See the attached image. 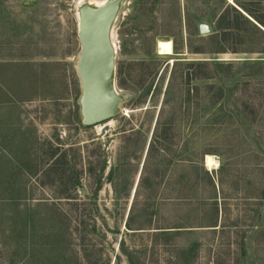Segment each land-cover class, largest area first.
<instances>
[{"label":"rangeland","instance_id":"obj_1","mask_svg":"<svg viewBox=\"0 0 264 264\" xmlns=\"http://www.w3.org/2000/svg\"><path fill=\"white\" fill-rule=\"evenodd\" d=\"M111 1H118L109 32L119 113L84 126L80 12ZM261 2L251 7L263 15ZM213 5L0 0V264H113L116 255L127 264L121 240L134 264L144 255L147 264H264V54L249 53L263 49L264 41L244 34L229 45L239 53H211L218 46L207 38ZM159 41H170L173 54L159 55ZM188 73L203 81L189 80ZM157 121L172 128L173 154L147 156ZM193 152L202 156L212 184L203 181L200 201L187 202L189 228L174 245L164 247L159 238L151 248L150 236L125 228L133 201L139 207L154 191L173 196L178 177H192L187 161ZM61 165L79 174L84 194L80 186L69 189ZM69 197L81 200L74 213ZM58 210H71L74 221L91 212L86 246ZM179 214L163 210L159 222L173 223ZM141 220L136 213L130 225Z\"/></svg>","mask_w":264,"mask_h":264},{"label":"trees","instance_id":"obj_2","mask_svg":"<svg viewBox=\"0 0 264 264\" xmlns=\"http://www.w3.org/2000/svg\"><path fill=\"white\" fill-rule=\"evenodd\" d=\"M214 2L213 6H209L208 9L213 8V12H215V16H213L214 20V29L213 32L207 37L208 41L218 45L216 50L211 53H239L236 48L229 46L232 43L233 39H241L246 34H252L254 37H258L264 41V14L261 15L258 12L254 11L251 7V4H259L262 3L261 0H232V4H228L225 0H212ZM230 1V0H229ZM217 2V4H216ZM259 26V27H258ZM262 30H261V29ZM245 34V35H244ZM227 45V46H226ZM176 50V49H175ZM193 53H198L196 50ZM249 53H258L264 54V48H253ZM196 67H200V64L195 65ZM187 78L189 80L195 79V81H201V78H197L194 74L188 73ZM208 79V77L204 78ZM203 81V80H202ZM196 89V88H195ZM220 92V88L217 89ZM189 93V91H188ZM172 131L171 126H164V123L155 124L154 132H153V141L150 142L148 147V154L151 155H159V153H169L173 154L172 147L173 142L169 136V132ZM171 149V150H170ZM65 157V156H64ZM63 157V158H64ZM171 157H173L171 155ZM171 162V161H170ZM128 165V164H127ZM187 165L190 170V175L192 177H185V175H181L178 177V180L175 182L174 189L172 188V192H175L173 196L170 197H158L157 193L149 192L151 191V187L154 185L149 183L148 197L145 199L142 205L137 207L136 202L133 201V204L130 208L128 219L125 223V228L132 232V234H146L150 236V246L154 248V246L159 243V238H161L160 245L164 247H168L170 245H174L175 237L183 235L184 231L189 228L186 226L185 219V210L188 206L187 202L189 200L200 201V186L203 181H208L210 185L212 181L210 179L209 174L204 169L202 165V156H199L197 152H193L191 154L190 160L187 161ZM65 166V164H63ZM62 167V165H61ZM72 168H63L62 167V176L66 177L68 175L70 188L72 190L77 189L80 186L79 174L71 173ZM94 169L91 170V173ZM69 173H66V172ZM104 163L101 165L99 170V177L97 184L101 181V175L104 173ZM112 171V170H111ZM156 171V170H155ZM112 173H110L111 176ZM142 176V175H141ZM140 176V177H141ZM144 180V179H143ZM142 184V181H141ZM101 184L97 185L94 191L101 190ZM173 186V184H172ZM153 193V194H152ZM137 191L134 194V198H136ZM192 195V198H188ZM150 196H153L152 202L150 203ZM66 203H73L71 205L72 212L74 213L79 209L78 202L81 200H77V198H67ZM70 201V202H68ZM150 203V204H149ZM70 205V204H69ZM173 209V211L179 210L180 214L176 218V221L173 223L170 222V219L166 220L165 217L162 218L159 222L158 214H160L163 210ZM86 210L81 211L77 215H75L74 219L70 218L71 210L69 213L64 210H58V217L60 218L62 224L66 221L70 225L75 224L76 231L81 235V241L86 246L89 242L87 238L88 234L91 233L90 229L94 228L90 223V219L88 218L91 212L85 213ZM138 214V217L141 218V222L138 226L132 227L130 225L131 219L134 214ZM214 214L216 216L217 210L215 208ZM214 224H211L210 227H216V218L213 219ZM124 242L122 240L119 243V250L125 256L127 264H134L132 257H129L126 250H124ZM147 248H145L146 252ZM86 249L83 250V253H86ZM145 255L140 259V263L138 264H147L144 259ZM152 257V256H151ZM152 259V258H151ZM92 260H87L84 264H99L98 262H91ZM152 261V260H151ZM113 264H120L119 256L114 257Z\"/></svg>","mask_w":264,"mask_h":264},{"label":"water","instance_id":"obj_3","mask_svg":"<svg viewBox=\"0 0 264 264\" xmlns=\"http://www.w3.org/2000/svg\"><path fill=\"white\" fill-rule=\"evenodd\" d=\"M226 1L232 4L231 0ZM117 8L118 1H111L97 9L94 14H86L84 8L80 12L78 69L82 83L80 108L84 126L108 122L119 113L121 99L115 93L114 55L107 37V29L109 32ZM200 29L207 28L202 26ZM79 190L84 194L83 187L80 186Z\"/></svg>","mask_w":264,"mask_h":264},{"label":"bare ground","instance_id":"obj_4","mask_svg":"<svg viewBox=\"0 0 264 264\" xmlns=\"http://www.w3.org/2000/svg\"><path fill=\"white\" fill-rule=\"evenodd\" d=\"M106 3H103V2H97L94 6H86L84 7V12L88 15H91V14H94L95 11L99 8H102L103 6H105ZM110 30V28H109ZM107 37H108V43L110 45V48L112 50V53L114 55L115 53V44L113 42V35L108 32V29H107ZM157 52L159 55L161 56H170L173 54V50H172V44L170 41H159L157 43ZM215 164V163H214ZM206 165L208 167H210L211 165H213V160L212 158L210 157H206ZM217 165V164H216Z\"/></svg>","mask_w":264,"mask_h":264}]
</instances>
